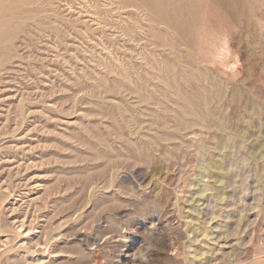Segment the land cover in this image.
<instances>
[{
    "label": "rangeland",
    "instance_id": "1",
    "mask_svg": "<svg viewBox=\"0 0 264 264\" xmlns=\"http://www.w3.org/2000/svg\"><path fill=\"white\" fill-rule=\"evenodd\" d=\"M0 264H264V0H0Z\"/></svg>",
    "mask_w": 264,
    "mask_h": 264
},
{
    "label": "bare ground",
    "instance_id": "2",
    "mask_svg": "<svg viewBox=\"0 0 264 264\" xmlns=\"http://www.w3.org/2000/svg\"><path fill=\"white\" fill-rule=\"evenodd\" d=\"M9 27V26H8ZM15 27V26H14ZM7 31V30H6ZM10 32V31H9Z\"/></svg>",
    "mask_w": 264,
    "mask_h": 264
}]
</instances>
